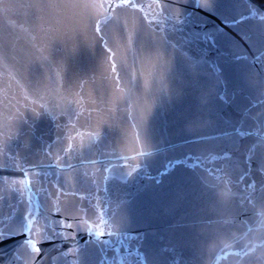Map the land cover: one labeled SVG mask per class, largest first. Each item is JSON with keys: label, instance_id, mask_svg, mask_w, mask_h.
I'll return each instance as SVG.
<instances>
[{"label": "snow or ice", "instance_id": "snow-or-ice-1", "mask_svg": "<svg viewBox=\"0 0 264 264\" xmlns=\"http://www.w3.org/2000/svg\"><path fill=\"white\" fill-rule=\"evenodd\" d=\"M12 11L23 12L24 30L48 31L53 20H73L84 39L66 53L41 55L45 63L59 57L57 87L50 86L51 76L38 78L22 92L23 110L9 86L0 89V264H195L187 230L166 236L145 207L173 186L195 192L236 180L264 193V112L254 115L264 105V8L258 0H0V14ZM202 14L222 26L208 28ZM9 39L0 44V63L9 59ZM82 48L96 56L95 67L69 75V62ZM153 57L155 70L141 86L137 59L143 65ZM206 66L210 74L202 77L196 70ZM89 75L112 86L110 112L134 89L159 86L130 126L133 155L115 152L129 127L111 116L87 134L77 132L79 145L69 132L67 148L53 151L82 114L83 100L72 98L73 79ZM193 89L200 103L177 118L191 122L198 114L201 126L181 132L179 145L158 136L155 115L176 109ZM47 96H55V107ZM61 102L78 110L62 109ZM43 120L50 124L46 131L38 128ZM185 147L200 154H186ZM169 153L176 158L154 167L155 157ZM208 162L213 167H205Z\"/></svg>", "mask_w": 264, "mask_h": 264}, {"label": "water", "instance_id": "water-1", "mask_svg": "<svg viewBox=\"0 0 264 264\" xmlns=\"http://www.w3.org/2000/svg\"><path fill=\"white\" fill-rule=\"evenodd\" d=\"M143 2L147 4L151 0H143ZM258 3L264 8V0H258ZM236 11L242 12L243 6H238ZM235 14L233 13V15ZM23 17V12L19 15L14 11L9 12L7 16L0 14V44L6 37H10L9 59L6 63H0V89L9 86L10 94L20 99L21 110H23V90L33 86L41 76L45 78L51 76L50 86L53 89L57 87L55 73L60 70L59 57L55 61L48 58L45 63L40 59L41 55L46 57L48 51L53 49L66 53L84 39L78 33V26L73 20H53L45 25L48 31H35L24 30L28 29L29 25ZM202 17L208 28H212L214 25L222 26L221 20L216 16L202 14ZM242 27L247 29L249 25H242ZM236 39L243 44L239 36ZM191 47L195 50V43ZM40 48H45L46 51L41 53ZM231 50L242 54L238 49ZM156 63L154 57L151 62H145L143 65L139 58L137 59L136 68L143 73L140 76L141 86L144 79L155 70ZM95 64L96 56L82 48L78 55L69 62V75L73 72H87L94 68ZM22 69H27L23 73V78L18 75ZM196 71L200 76L206 77L210 74L211 69L206 66L198 68ZM10 74L20 80L19 85L15 79H10ZM72 83V98L83 100L82 114L78 121H75L74 118V129H65L63 133L65 139L62 143L54 145L53 151L67 148L66 137L69 132L73 137H76L74 143L79 145L80 138L76 136L77 132L87 134L94 128L98 119L111 116L118 125L123 124L129 127V136L126 139L122 138L115 145V152L118 155H133L137 149L134 144V130L130 126L139 122L143 107L152 100L153 94L156 93V87L159 86L153 87L148 92L143 91L142 87L134 89L130 96L116 104L119 111L110 112L108 109L113 106L115 93L107 80H102L99 75L95 78L89 75L73 79ZM207 90L205 89V91ZM259 91L264 92V88ZM199 95V91L193 89L176 109L158 112L154 117L158 136L168 137L178 145L183 144L184 140L180 137V133L186 134L192 128H199L201 122L198 114L192 117L189 122V120L178 119L177 113L183 111L188 105H192L195 111V106L200 103ZM45 100L52 107L57 104L55 96H47ZM61 108L73 112L78 110L75 105H67L62 102ZM97 108L101 109L99 115L95 111ZM2 110V106H0V111ZM59 110L57 109V111ZM90 112L91 116L89 117ZM262 112H264V105L257 109L254 115H260ZM61 123H68L67 116ZM38 128L40 131H46L50 128L49 121H41ZM183 151L190 155L200 154L199 149L189 152L185 147ZM90 158L95 159L96 157ZM175 158L171 153L167 154L166 159L155 157L154 167L159 168ZM205 167L211 168L213 165L208 162ZM87 171L91 173L93 166H88ZM176 171L173 170V176ZM204 175L208 176L206 172ZM227 179L230 177H224V180ZM208 180L211 183H217L214 175L208 176ZM166 191V196L158 202L146 205L145 210L153 215L157 226L166 236L173 229L177 232L187 230L189 235L186 243L195 258V264H264V193L260 188L253 192V190L244 187L242 183L233 180L231 184L221 181L217 188L200 186L195 192L175 186L166 189Z\"/></svg>", "mask_w": 264, "mask_h": 264}]
</instances>
